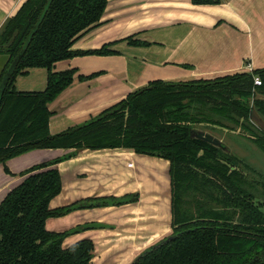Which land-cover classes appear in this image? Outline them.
<instances>
[{
	"label": "trees",
	"instance_id": "1",
	"mask_svg": "<svg viewBox=\"0 0 264 264\" xmlns=\"http://www.w3.org/2000/svg\"><path fill=\"white\" fill-rule=\"evenodd\" d=\"M107 6L108 0H29L0 34V56L8 57L0 78V165L36 150H73L23 173L24 182L0 205V264H92V241L69 248L64 242L95 227L58 234L47 230V221L79 210L134 204L139 195L89 199L52 210L51 202L62 191L55 166L81 151L117 149L170 163L174 240L158 243L133 264H264V202L259 201L256 187L260 183L248 179L241 167L248 166L225 144L217 148L193 137L196 125L240 129L264 153V70L213 81H155L85 125L51 135L49 106L76 75L75 70L55 73L54 66L77 57L116 55L109 50L112 45L89 52L72 50L101 24ZM127 41L136 47L150 46L132 38ZM29 69L48 70L45 92L15 90L17 78ZM257 77L261 87L255 86ZM190 192L195 199L212 200L219 209L205 210L198 202L196 209L202 212L193 218L184 209V197Z\"/></svg>",
	"mask_w": 264,
	"mask_h": 264
},
{
	"label": "crops",
	"instance_id": "2",
	"mask_svg": "<svg viewBox=\"0 0 264 264\" xmlns=\"http://www.w3.org/2000/svg\"><path fill=\"white\" fill-rule=\"evenodd\" d=\"M28 1L0 0V34ZM215 2L108 0L101 24L84 34L72 50L89 52L112 45L109 50L116 55L77 57L54 66L55 73L75 70L76 75L73 84L49 106L51 135L85 125L155 81H213L264 70V0ZM131 38L150 46H133L127 41ZM7 58L0 56V78ZM93 75L98 76L81 80ZM48 76L46 69H29L17 78L15 90L43 93ZM217 128L224 137L239 131ZM217 138L225 144L223 137ZM72 152L36 150L0 165V205L24 182L23 173ZM55 167L62 177V191L51 202L52 210L89 199L139 195L134 204L79 210L47 221V230L58 234L95 227L70 235L64 242L69 248L92 241V264H133L173 234L168 161L132 150H85Z\"/></svg>",
	"mask_w": 264,
	"mask_h": 264
},
{
	"label": "rangeland",
	"instance_id": "3",
	"mask_svg": "<svg viewBox=\"0 0 264 264\" xmlns=\"http://www.w3.org/2000/svg\"><path fill=\"white\" fill-rule=\"evenodd\" d=\"M254 101L251 99L250 105H253ZM227 125H232L229 122H226ZM234 127V126H233ZM195 129L200 132H204L207 134H212L213 137L216 139L217 136L220 138H224V143L228 148L230 149L231 153L238 156L240 158L244 165L248 166H241L244 174L248 177L251 181H256L257 183H260L257 186V193L260 194L261 198H259V201L264 202V153L259 149L258 146L255 145L251 140H248V135L243 134L242 130L238 129L239 131L233 132L230 134H227L226 137H224L223 133H219L216 130V125H196ZM222 132H225V129L221 128ZM239 136L244 137L246 140H241ZM246 135V136H244ZM219 140V139H218ZM223 142V141H221ZM256 191V190H253ZM194 193H189L185 195L184 197V209L188 212H191L190 214L193 218L199 217V212H202L199 208L196 209L198 202L200 204L205 205V210L207 209H219L218 204L212 202L210 199H206V197L203 198V196H196L193 195ZM263 195V196H262ZM194 196V197H193ZM262 211H264V208H262Z\"/></svg>",
	"mask_w": 264,
	"mask_h": 264
},
{
	"label": "water",
	"instance_id": "4",
	"mask_svg": "<svg viewBox=\"0 0 264 264\" xmlns=\"http://www.w3.org/2000/svg\"><path fill=\"white\" fill-rule=\"evenodd\" d=\"M193 137L205 143H209L217 148H223V143L210 134L194 130ZM172 240H174V237L168 238L166 242H169Z\"/></svg>",
	"mask_w": 264,
	"mask_h": 264
},
{
	"label": "built area",
	"instance_id": "5",
	"mask_svg": "<svg viewBox=\"0 0 264 264\" xmlns=\"http://www.w3.org/2000/svg\"><path fill=\"white\" fill-rule=\"evenodd\" d=\"M214 1H218V0H214ZM254 83H255V86H257V87H261V86H262V81H261V79L258 78V77L255 78Z\"/></svg>",
	"mask_w": 264,
	"mask_h": 264
}]
</instances>
